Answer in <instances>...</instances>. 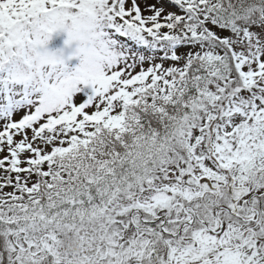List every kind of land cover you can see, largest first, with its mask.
<instances>
[{
  "label": "snow or ice",
  "instance_id": "snow-or-ice-1",
  "mask_svg": "<svg viewBox=\"0 0 264 264\" xmlns=\"http://www.w3.org/2000/svg\"><path fill=\"white\" fill-rule=\"evenodd\" d=\"M93 2L111 70L57 108L0 43V264H264V0Z\"/></svg>",
  "mask_w": 264,
  "mask_h": 264
},
{
  "label": "clouds",
  "instance_id": "clouds-1",
  "mask_svg": "<svg viewBox=\"0 0 264 264\" xmlns=\"http://www.w3.org/2000/svg\"><path fill=\"white\" fill-rule=\"evenodd\" d=\"M76 4L75 8L38 14L35 28L5 26L0 37L5 53L4 63L11 65L12 77L20 85L26 84L35 91L36 99L46 107L57 108L67 103L69 92L77 94L85 87L84 81L91 84L94 78L107 76L111 70V50H106V38L101 36L103 21L100 6L93 0H76ZM58 34L65 37L63 47L49 51L50 40ZM45 52L55 54V59L43 60L41 57ZM71 60L77 63L69 69L68 62Z\"/></svg>",
  "mask_w": 264,
  "mask_h": 264
},
{
  "label": "rangeland",
  "instance_id": "rangeland-1",
  "mask_svg": "<svg viewBox=\"0 0 264 264\" xmlns=\"http://www.w3.org/2000/svg\"><path fill=\"white\" fill-rule=\"evenodd\" d=\"M141 7H143V5L141 4ZM64 35L63 34H58V35H53L52 39L50 40L49 44H48V50L49 51H57L59 49H61L63 47V42H64ZM67 55V52L65 53ZM77 61L76 60H71L68 62V67L69 69H71L72 67H74L76 65ZM83 91L85 92H90V88H82ZM80 93H77L76 95H79Z\"/></svg>",
  "mask_w": 264,
  "mask_h": 264
}]
</instances>
